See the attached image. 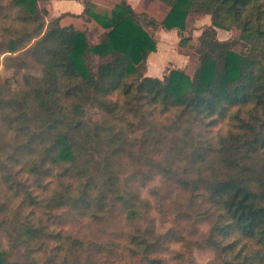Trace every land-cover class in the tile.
<instances>
[{
    "label": "rangeland",
    "instance_id": "374dc122",
    "mask_svg": "<svg viewBox=\"0 0 264 264\" xmlns=\"http://www.w3.org/2000/svg\"><path fill=\"white\" fill-rule=\"evenodd\" d=\"M154 4L146 1L139 10L162 18ZM207 23L192 15L180 43L162 41L190 75L200 63L195 37ZM238 34L233 30L231 38ZM36 42L22 45L10 61L3 56L0 65V264H139L143 247L129 243L139 233L159 242L150 256L165 264H222L206 241L211 220L203 212L212 203L194 193L204 189V178L222 174L221 156L244 139L242 122L165 111L136 91L127 114L120 88L81 93L72 89L79 80L53 78L45 51L26 55ZM108 61L96 55L92 63ZM59 132L70 137L76 161L46 160L57 152ZM169 165L184 183L163 176L161 167Z\"/></svg>",
    "mask_w": 264,
    "mask_h": 264
},
{
    "label": "trees",
    "instance_id": "16d2710c",
    "mask_svg": "<svg viewBox=\"0 0 264 264\" xmlns=\"http://www.w3.org/2000/svg\"><path fill=\"white\" fill-rule=\"evenodd\" d=\"M161 1L171 8L163 21L136 12L127 0H121L111 15L91 11L87 2L86 12L106 29L94 43L86 30L62 26L61 17L49 18L40 0H0V65L3 56L10 61L22 45L37 41L25 50L26 55L37 54L38 48L45 51L46 71L53 78L79 80L80 85L72 89L81 93L95 87L97 94H110L120 88L124 97L120 108L127 114L133 111L136 91L150 103L161 104L165 111L183 109L203 120L228 116L241 121L238 127L243 129L244 139L221 156L223 175L204 178V189L194 196H205L212 203L209 211L203 212L211 220L206 241L222 264H264V0ZM190 13L208 14L212 20L198 38L200 63L194 75L174 68L163 78L146 76V60L157 49V41L145 26L153 30L177 28L182 36ZM216 27L238 30L239 34L220 40ZM238 43L244 47L240 52L235 50ZM96 55L109 61L95 67L92 61ZM132 77L139 79L137 86L129 83ZM72 89L66 94L71 95ZM243 113L248 118H243ZM55 147L57 152L46 155V160H77L68 134L59 132ZM161 168L168 181L184 183L171 165ZM198 182L187 181L186 186ZM135 215V211L129 212V217ZM142 234L137 235L142 238ZM137 235H131L129 243L143 247L139 264H165L162 258L150 256L159 242ZM129 251L132 256L139 253L133 247Z\"/></svg>",
    "mask_w": 264,
    "mask_h": 264
},
{
    "label": "crops",
    "instance_id": "0c3cea01",
    "mask_svg": "<svg viewBox=\"0 0 264 264\" xmlns=\"http://www.w3.org/2000/svg\"><path fill=\"white\" fill-rule=\"evenodd\" d=\"M133 9L138 13H146L147 15L156 18L159 21H163L165 17L170 12V6L164 3L161 0H127ZM146 1L155 2L153 9L156 11H164V16L162 18H158L151 10H139V7H142L143 3ZM87 2L91 5V11L100 14L111 15L113 9L117 4L121 2V0H40V5L42 7L47 8L49 13V18H57L61 17L62 26H74L77 29L86 30L88 37L91 41H98L100 34H102L106 29L91 15L86 12ZM165 5H162L161 3ZM153 10V11H155ZM151 11V12H149ZM192 15L205 16L208 18V23L205 26H208L212 23L211 16L208 14H197L190 13L187 18V28L188 21ZM65 23V24H64ZM146 30L150 34H152L157 41V49L149 53L146 60V76H153L163 78L167 75L171 69L180 68L182 70H186V66L182 67L180 65V61L175 58L174 47H167L162 44V41H182L180 39L179 30L177 28L168 30L163 27H159L156 30H153L149 26H145ZM204 29V28H203ZM203 29L196 35V41H198L199 36L202 34ZM217 35L220 40H228L233 36V30H226L219 27H216ZM95 30L94 37L90 36ZM169 53H173L172 56L167 55ZM171 63H175V65L171 66ZM170 65L171 68H167Z\"/></svg>",
    "mask_w": 264,
    "mask_h": 264
}]
</instances>
